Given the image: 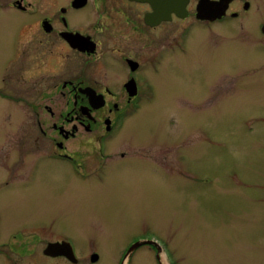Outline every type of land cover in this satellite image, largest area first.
<instances>
[{"label": "flooded vegetation", "instance_id": "flooded-vegetation-1", "mask_svg": "<svg viewBox=\"0 0 264 264\" xmlns=\"http://www.w3.org/2000/svg\"><path fill=\"white\" fill-rule=\"evenodd\" d=\"M261 63L264 0H0V264H99L97 248L78 253L47 226L137 224L131 211L174 179L186 195L187 133L140 135L141 112H179L181 127L188 109L233 104L222 84ZM19 201L38 218L10 212ZM121 234L107 249L117 264L137 242L127 264L141 251L172 264L145 224Z\"/></svg>", "mask_w": 264, "mask_h": 264}, {"label": "rangeland", "instance_id": "rangeland-1", "mask_svg": "<svg viewBox=\"0 0 264 264\" xmlns=\"http://www.w3.org/2000/svg\"><path fill=\"white\" fill-rule=\"evenodd\" d=\"M226 65L228 62L222 63V67ZM255 67L242 69L240 78L245 80L228 85L222 84L229 81L228 76L221 80L222 95L230 88L235 91L233 104L222 100L217 109H188L181 127L179 112H141L140 135L167 131L180 136L184 130L188 137L187 194L174 179L171 187L153 194L150 206L139 205L131 211L137 218L133 222L150 227L156 238L170 247L172 264H264V63ZM169 114L176 115L171 117L174 126L170 130ZM3 130L6 132L0 128V135ZM193 173L201 180H193ZM45 208L50 213L49 204ZM9 211L39 216L28 201L13 202ZM53 222L46 229L69 231L78 253L85 246L97 248L99 264H117L119 256L107 249L113 245V238L137 225L101 222L93 217L74 218L71 223L61 215ZM23 225L20 220L13 221L14 229ZM166 262L167 256L161 263L141 251L130 264Z\"/></svg>", "mask_w": 264, "mask_h": 264}, {"label": "water", "instance_id": "water-1", "mask_svg": "<svg viewBox=\"0 0 264 264\" xmlns=\"http://www.w3.org/2000/svg\"><path fill=\"white\" fill-rule=\"evenodd\" d=\"M142 243H143V242H142ZM139 244H141V242H137V243L133 244V245L128 249V251L126 252V254H125V256H124V259H123V261H122L121 264H127V263H128V259H129V257H130V254H131L132 250H133L134 248H136ZM60 248H63V246H60V245L57 244V243L49 244V245L47 246L46 250H45V253H46V254H50V255L60 254V253H58V251H59ZM66 256H68V255L66 254ZM157 258H158V260L161 261V263H162V256H161V255H157ZM96 259H97V256H96V255H93V256H92V261H94V260H96Z\"/></svg>", "mask_w": 264, "mask_h": 264}]
</instances>
